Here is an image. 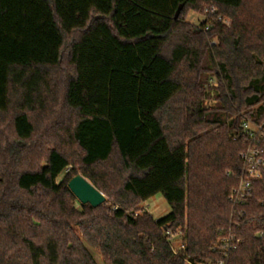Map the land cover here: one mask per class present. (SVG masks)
I'll return each instance as SVG.
<instances>
[{
    "label": "trees",
    "instance_id": "1",
    "mask_svg": "<svg viewBox=\"0 0 264 264\" xmlns=\"http://www.w3.org/2000/svg\"><path fill=\"white\" fill-rule=\"evenodd\" d=\"M200 5L231 26L192 27ZM251 149L264 0H0V264H264V178L230 200Z\"/></svg>",
    "mask_w": 264,
    "mask_h": 264
},
{
    "label": "rangeland",
    "instance_id": "2",
    "mask_svg": "<svg viewBox=\"0 0 264 264\" xmlns=\"http://www.w3.org/2000/svg\"><path fill=\"white\" fill-rule=\"evenodd\" d=\"M183 19L190 24L192 27H199L203 23H206L208 27H211V25L215 23H221L225 27L231 26V20L227 17H223L218 13V10L212 6V5H200L196 9H187L183 13ZM207 30L205 29V32ZM78 38V34H74L73 36H69L67 38V43H71L75 39ZM216 43V40L211 42V45H214ZM67 62L64 61V64L62 66L63 70H67ZM213 83L216 81L213 80ZM34 123H39L36 121V119H33ZM64 175H62L59 180L63 179ZM141 210H144L145 212L149 213L155 220H160L166 217L170 214L171 209L167 202L165 201L164 197L161 194L156 195L155 197L151 198L148 202H146L144 205L140 206ZM141 214V213H139ZM174 241H178L177 239ZM177 243V242H176ZM91 253L93 254L97 264H104L103 259L99 252L90 249Z\"/></svg>",
    "mask_w": 264,
    "mask_h": 264
},
{
    "label": "built area",
    "instance_id": "3",
    "mask_svg": "<svg viewBox=\"0 0 264 264\" xmlns=\"http://www.w3.org/2000/svg\"><path fill=\"white\" fill-rule=\"evenodd\" d=\"M244 128L246 130H253L256 132V134H251V137L255 138L256 136H260L262 133V127L253 126L249 123L244 124ZM243 163L246 168L247 176L246 179L241 183L240 187L233 192V195L231 196V201L233 203H243L245 202L248 197L253 192V186L254 183L258 180H262L264 178V159L261 158L260 152L258 149H251L246 154L242 156ZM171 240L176 238L177 236L171 235L170 233L167 234ZM231 239H223L222 243L227 248L229 247ZM175 253H177L176 250H174ZM187 264H225L224 260L218 261L217 263H187Z\"/></svg>",
    "mask_w": 264,
    "mask_h": 264
},
{
    "label": "water",
    "instance_id": "4",
    "mask_svg": "<svg viewBox=\"0 0 264 264\" xmlns=\"http://www.w3.org/2000/svg\"><path fill=\"white\" fill-rule=\"evenodd\" d=\"M179 13L180 10H178L176 18ZM68 188L82 205H90L96 209L107 202L106 197L81 175L73 178L69 182Z\"/></svg>",
    "mask_w": 264,
    "mask_h": 264
}]
</instances>
